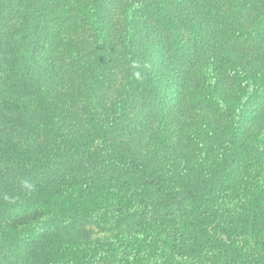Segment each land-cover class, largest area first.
<instances>
[{
    "label": "trees",
    "instance_id": "16d2710c",
    "mask_svg": "<svg viewBox=\"0 0 264 264\" xmlns=\"http://www.w3.org/2000/svg\"><path fill=\"white\" fill-rule=\"evenodd\" d=\"M79 219L113 237L45 258ZM176 251L264 264V0H0V264Z\"/></svg>",
    "mask_w": 264,
    "mask_h": 264
},
{
    "label": "rangeland",
    "instance_id": "374dc122",
    "mask_svg": "<svg viewBox=\"0 0 264 264\" xmlns=\"http://www.w3.org/2000/svg\"><path fill=\"white\" fill-rule=\"evenodd\" d=\"M255 11L256 8L249 9L247 14L245 13L243 15L244 16L246 15L245 17H248V20H254V18H256ZM243 21L248 22L247 19ZM100 146H102V140L99 137H97L94 141V148L100 149ZM129 165L130 166L128 168H124V170L127 171L128 173L132 172V174L130 175L131 176L134 175L135 179H138L139 173L135 171L134 165H132V163H130ZM90 167L92 171L95 169V167L93 166ZM101 172L104 175L107 174L114 175V173L110 170L102 169ZM94 174L95 172L94 173L92 172V174H89L88 172L83 174L78 173V174H73V176L69 177V179L73 178V181L75 182H82L87 185L90 184L91 186H94L95 184H97V182L99 183L97 179H94L95 178ZM125 175L128 174L125 173ZM163 213H164L163 215L165 216V211H163ZM93 224L94 223L88 221L87 219H79L74 222H68V223H62V222L50 223L47 226L46 230L44 231L43 235L38 238V242H39L38 245L41 247V245L44 244L45 247L49 249V250L46 249L42 245V248H45L46 251L48 252V254L45 255V258L51 256L50 253L51 251L53 252V257L57 254L56 256L58 258L62 254V252L66 250L65 248H67L68 251H76L75 249L76 243H82L90 247H93L95 245H100L105 242H108L111 239V237H113V233L111 229L108 230L102 227H98L97 225L94 226ZM40 242H42V244H40ZM187 254L182 255L180 251L179 252L176 251L175 254H172L170 260L173 261L174 263H179L180 262L179 260H181L183 264H214L215 261L218 262V264H221L222 261L220 257H218L215 260L214 257L216 256V254L214 253L213 255H211L209 252L207 253L204 252L203 254L196 253L195 255H191V256H187ZM100 256L101 257H96L94 260L92 259L90 263H86V264H112L111 259L105 257V255H100Z\"/></svg>",
    "mask_w": 264,
    "mask_h": 264
}]
</instances>
